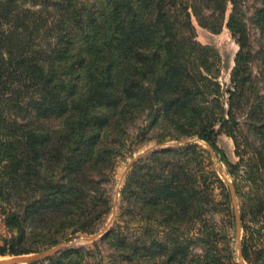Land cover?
Returning <instances> with one entry per match:
<instances>
[{
    "label": "trees",
    "instance_id": "1",
    "mask_svg": "<svg viewBox=\"0 0 264 264\" xmlns=\"http://www.w3.org/2000/svg\"><path fill=\"white\" fill-rule=\"evenodd\" d=\"M246 2L0 0V210L10 234L0 257L39 254L35 244L43 246V232L51 229L88 232L107 213L91 175L101 174L98 147L104 154L118 152L102 142L111 113H119L121 126L137 109L156 107L154 116L174 130L171 139H197L226 167L239 200L243 263L264 264V96L255 92L251 73ZM262 5L264 18V0ZM196 26L213 35L226 29L238 46L228 87L218 81L219 52L196 40ZM84 72L87 84L79 88ZM242 114L258 147L241 144ZM61 120L56 130L43 124ZM220 135L232 140L237 163L218 147ZM196 149L189 143L155 151L133 165L121 191L127 225L147 216L163 236L157 239L153 229L146 240L107 233L126 264L144 251L150 259L145 264H239L206 217L216 206L212 184L222 188L231 209L228 188L214 174L198 185L187 168ZM139 201L147 214L137 211ZM203 217L200 238L183 233ZM230 217L235 223L233 209ZM195 245L201 255L194 254ZM81 254L66 249L37 264H82Z\"/></svg>",
    "mask_w": 264,
    "mask_h": 264
},
{
    "label": "rangeland",
    "instance_id": "2",
    "mask_svg": "<svg viewBox=\"0 0 264 264\" xmlns=\"http://www.w3.org/2000/svg\"><path fill=\"white\" fill-rule=\"evenodd\" d=\"M262 8V0H247L244 9L250 44L254 54L251 64V73L255 81V92L258 93L260 97L264 96V18L259 15V11ZM228 14L229 9L227 11V16ZM195 32L196 40L199 43L212 46L219 52L221 57V74L218 81L222 87H228L230 82V71L234 66V56L238 51V46L226 29H223L218 35H213L196 26ZM86 75L85 72L81 74L79 88L81 86L83 87L84 83L87 84ZM253 98H255V96H253ZM243 109H245L244 106ZM155 110L156 107L152 108V110L147 108L137 109L121 126L117 125L120 116L119 113H111L113 115V123L105 130L102 142L103 146L113 147L114 150L118 152L117 154H104L102 152V147H98L100 150L98 162L101 165V174L100 176H97V174L91 175L93 180L99 181V190L102 194V200L107 202V206H105L107 213L103 214L100 219L92 223L88 228V232L74 233V226H68L59 232L53 229L44 231V238L40 241H45V244L43 246L35 244V247L39 249V253L51 250L59 244L64 243L65 246L59 249L58 252L66 249L77 250L82 253V264H126L125 261L119 258V252L117 248L113 246L115 243L112 241L111 236L105 237L107 233L121 232L130 239H134L135 237L144 239L145 237L146 240L150 236L152 237L151 230L153 229V235L157 239L163 236L162 234L156 233L163 230L153 223L151 219H148L147 216L143 217V215H137L134 221L127 225V222L130 221L128 204L127 201H123L121 191L127 184V177L133 165L137 164L139 160L145 162L151 153L155 151L179 149L186 144L196 143L198 149L190 155L191 160L187 163V168L190 169L196 181H198V185L201 187L203 185V179L207 177L213 180V178L209 176L210 174H214L223 182L225 187L228 188L232 202V207L230 209V207L224 203L222 188L219 187L218 183L214 182L212 184V189L216 206L212 207V212L208 213L206 217L211 216L216 231L225 235L227 238L228 246L231 248L235 258L234 261L244 264L243 260L239 258L243 231L240 228V219L238 226L236 221V215L239 218V200L235 196L233 202L229 187V184L233 186V179L227 174L226 167L219 161L217 156L210 151L209 146L199 142L195 138L188 139L182 137L178 140L171 139L170 135L175 136L174 130L158 119V117L154 116ZM239 117L244 136V139H241V144L245 145L247 143L248 145L258 147L259 141L256 139L254 132L247 129L246 125L248 122L246 116L242 114ZM63 123L64 121L62 120L51 123L48 121L43 122L49 130H56L60 128ZM119 128L120 130L118 131ZM52 137H55L54 133H52ZM159 141H163V144L159 145ZM216 142L232 164L239 161L235 156V148L231 139L225 135H220ZM141 165H143V163H141ZM141 174L144 175L145 171H141ZM53 176L57 177V171L53 173ZM31 194L33 199H38V193L32 192ZM99 204L100 203H98V205ZM8 205L9 204L2 203V207L6 210H9ZM108 207L111 208L109 211ZM140 209L144 211V214H147V209L143 207V201H139L137 204V211ZM232 209L235 214V223L230 217ZM203 219L204 217L196 219L192 229L186 230L183 233L185 235L188 233L189 237L193 236L200 238L203 228ZM9 236L10 234L4 226L3 216L0 210V246L2 245V240L7 239ZM91 238L93 239L90 240ZM53 242H57L55 246H49ZM198 245L200 244L198 243ZM198 245L191 248L197 256L201 255V250ZM145 253L146 251L141 253L138 252L137 255L139 260H135L134 264H145L149 262V258H144L146 255ZM12 258L15 257H0V261ZM41 261L34 262L33 264L40 263ZM152 261L157 263L159 259L153 258Z\"/></svg>",
    "mask_w": 264,
    "mask_h": 264
},
{
    "label": "water",
    "instance_id": "3",
    "mask_svg": "<svg viewBox=\"0 0 264 264\" xmlns=\"http://www.w3.org/2000/svg\"><path fill=\"white\" fill-rule=\"evenodd\" d=\"M210 151L213 153L212 149L209 147ZM230 187V193H231V197L232 200L234 202L235 199V193H234V189L233 186L231 184H229ZM236 221H237V226H238V222H239V218L236 215ZM93 238H91L90 240H92ZM65 244H59L58 246H56L55 248L45 251L43 253H39V254H32V255H28V256H20V257H15L9 260H4V261H0V264H33L34 262L37 261H41L44 260L52 255H54L55 253L58 252L59 249H61L62 247H64ZM240 259H242L241 256V252H240ZM239 264H242V262H240Z\"/></svg>",
    "mask_w": 264,
    "mask_h": 264
}]
</instances>
